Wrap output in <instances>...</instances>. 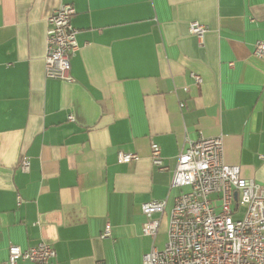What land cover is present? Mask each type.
<instances>
[{
  "label": "crops",
  "instance_id": "0c3cea01",
  "mask_svg": "<svg viewBox=\"0 0 264 264\" xmlns=\"http://www.w3.org/2000/svg\"><path fill=\"white\" fill-rule=\"evenodd\" d=\"M65 3L76 10L71 81L44 65L47 17ZM193 21L209 27L202 41ZM258 40L264 0H0V264L12 244L42 241L52 264H143L168 240L175 198L190 189L172 186L178 154L200 134L222 135L225 161L264 185ZM121 150L140 159L120 163ZM151 200L166 202L154 237L143 231Z\"/></svg>",
  "mask_w": 264,
  "mask_h": 264
},
{
  "label": "built area",
  "instance_id": "2783aa9c",
  "mask_svg": "<svg viewBox=\"0 0 264 264\" xmlns=\"http://www.w3.org/2000/svg\"><path fill=\"white\" fill-rule=\"evenodd\" d=\"M75 12L72 4L65 3L47 17L44 65L48 77L73 80L71 57L78 49L77 29L72 24ZM208 31L209 27L198 21L189 26V32L200 41ZM254 52L264 55V41L255 43ZM191 75L198 84L203 82L201 75ZM69 119L74 116L71 114ZM139 159L135 152L118 153L120 163ZM151 160L159 170L167 169L161 147L155 142L151 144ZM20 167L29 171V157H23ZM172 186L190 189L175 198L164 248L153 246L143 255V264H264V185L243 177L238 164L225 161L222 135L200 134L198 139L188 141L178 154ZM165 207L164 200L142 204L148 218L145 234H157L159 220L153 216L164 213ZM111 235L107 224L102 237ZM55 256L53 245L44 241L25 249L12 244L9 259L2 264H18L20 259L31 264H52Z\"/></svg>",
  "mask_w": 264,
  "mask_h": 264
},
{
  "label": "rangeland",
  "instance_id": "374dc122",
  "mask_svg": "<svg viewBox=\"0 0 264 264\" xmlns=\"http://www.w3.org/2000/svg\"><path fill=\"white\" fill-rule=\"evenodd\" d=\"M242 211H244V209H243ZM241 214H242V213H241Z\"/></svg>",
  "mask_w": 264,
  "mask_h": 264
}]
</instances>
